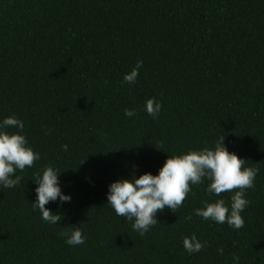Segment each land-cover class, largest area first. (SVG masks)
Segmentation results:
<instances>
[{
	"label": "trees",
	"instance_id": "1",
	"mask_svg": "<svg viewBox=\"0 0 264 264\" xmlns=\"http://www.w3.org/2000/svg\"><path fill=\"white\" fill-rule=\"evenodd\" d=\"M138 60L137 83L122 84ZM152 97L156 119L144 111ZM13 115L41 160L0 187V264H264V0H0V120ZM223 132L260 169L242 229L193 215L218 199L207 181L144 236L107 205L109 184L134 165L137 178L158 174L168 155L213 147ZM49 165L71 195L45 206L57 225L31 206L32 179ZM69 226L83 245L66 244ZM193 234L207 245L189 255Z\"/></svg>",
	"mask_w": 264,
	"mask_h": 264
},
{
	"label": "clouds",
	"instance_id": "2",
	"mask_svg": "<svg viewBox=\"0 0 264 264\" xmlns=\"http://www.w3.org/2000/svg\"><path fill=\"white\" fill-rule=\"evenodd\" d=\"M143 61L138 60L130 72L125 73L122 84L135 85ZM162 103L155 97L145 101L144 111L153 119L159 117ZM135 109H125L124 116L132 118ZM25 123L16 116H8L0 120V187L15 189L23 180L22 175L27 168H33L41 160V154L30 145L24 134ZM14 130V131H13ZM225 134L219 136L213 147L189 150L169 156L158 174L150 172L135 175L137 166H133L130 179L119 178L108 186L107 205L118 217L131 223L133 231L140 236L147 234L158 222L157 214L168 208L173 213L183 206L186 198L192 192L193 186L202 185L207 181L205 189L209 197H217L214 202L205 200L203 206L193 210V215L202 221H212L218 225L227 224L233 230L245 226L242 213L250 205L246 198L248 189L255 187L259 168L246 166L247 161L235 152H230L225 144ZM67 152L69 146L62 145ZM61 172L49 165L35 173V201L31 202L34 211L41 214L44 223L57 225L63 219L45 206L58 203L62 207L71 202V195L64 194ZM232 193L230 203L219 198L222 193ZM191 216L186 219L191 220ZM70 247L83 245L86 237L82 229L69 226L60 233ZM207 242L201 241L195 234L183 238V247L189 255L200 253ZM219 255H224V249L219 248ZM239 256H233V264H239Z\"/></svg>",
	"mask_w": 264,
	"mask_h": 264
}]
</instances>
